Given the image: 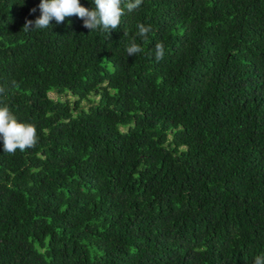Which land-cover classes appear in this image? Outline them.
I'll use <instances>...</instances> for the list:
<instances>
[{"label": "trees", "instance_id": "16d2710c", "mask_svg": "<svg viewBox=\"0 0 264 264\" xmlns=\"http://www.w3.org/2000/svg\"><path fill=\"white\" fill-rule=\"evenodd\" d=\"M40 3L0 0V106L39 138L14 155L0 138V264H253L264 0H143L111 35L75 15L23 31Z\"/></svg>", "mask_w": 264, "mask_h": 264}, {"label": "clouds", "instance_id": "9594fccd", "mask_svg": "<svg viewBox=\"0 0 264 264\" xmlns=\"http://www.w3.org/2000/svg\"><path fill=\"white\" fill-rule=\"evenodd\" d=\"M143 0H94V8L84 7L80 0H41L39 9L41 15L34 21L26 19L22 30H42L52 25L55 20L56 24H61L66 17L73 15L83 20V26L90 29V33L97 31L111 35L113 30H118L121 18L125 12L132 13L139 9ZM36 8L31 9L35 12ZM34 25V27H33ZM136 36L144 42L149 40V33L152 31L151 25L144 23L137 24ZM127 37L128 33L124 32ZM125 51L127 56H137L144 49L136 41V37L129 39ZM155 59L161 61L165 55V47L162 42H157L154 50ZM7 95L5 87L0 86V98ZM0 138L3 140V152L14 155L17 150L25 151L34 148L38 143L37 129L30 123H23L17 120L7 105L0 106ZM253 264H264V254L257 255Z\"/></svg>", "mask_w": 264, "mask_h": 264}, {"label": "rangeland", "instance_id": "374dc122", "mask_svg": "<svg viewBox=\"0 0 264 264\" xmlns=\"http://www.w3.org/2000/svg\"><path fill=\"white\" fill-rule=\"evenodd\" d=\"M53 92H55V91H52L51 92L52 95L55 96V94ZM64 94L69 95L71 97V99H73L72 94L69 91H66ZM88 97H89L90 100H92L93 103H95L98 100V97H96L94 94H90ZM62 98L65 99L64 96ZM88 105L89 104H88V102L86 100V101H83L82 102V104L80 105V107H81V109H87ZM120 129L121 130H125L126 127L125 126H120Z\"/></svg>", "mask_w": 264, "mask_h": 264}]
</instances>
